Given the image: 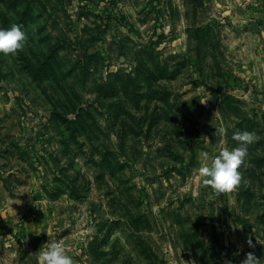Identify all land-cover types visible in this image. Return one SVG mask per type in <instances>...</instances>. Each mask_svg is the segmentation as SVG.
Wrapping results in <instances>:
<instances>
[{
    "label": "rangeland",
    "instance_id": "obj_1",
    "mask_svg": "<svg viewBox=\"0 0 264 264\" xmlns=\"http://www.w3.org/2000/svg\"><path fill=\"white\" fill-rule=\"evenodd\" d=\"M235 6L0 0L28 34L0 53V264L53 238L74 264H264V20ZM243 130L217 192L198 169Z\"/></svg>",
    "mask_w": 264,
    "mask_h": 264
},
{
    "label": "clouds",
    "instance_id": "obj_2",
    "mask_svg": "<svg viewBox=\"0 0 264 264\" xmlns=\"http://www.w3.org/2000/svg\"><path fill=\"white\" fill-rule=\"evenodd\" d=\"M28 42V34L23 25L12 23L10 27H0V53L8 55L23 49ZM256 133L248 130L237 131L233 134L238 142L234 148H223L211 158L209 163L199 167V174L204 177L203 183L210 185L217 192L232 190L241 181L239 166L248 153V146L254 141ZM207 157V153L204 154ZM46 249L36 257V264H74L73 257L66 253L65 247L55 238L48 240ZM254 246L251 239L247 241ZM227 264H231L228 261ZM240 264H261L253 252H247Z\"/></svg>",
    "mask_w": 264,
    "mask_h": 264
},
{
    "label": "crops",
    "instance_id": "obj_3",
    "mask_svg": "<svg viewBox=\"0 0 264 264\" xmlns=\"http://www.w3.org/2000/svg\"><path fill=\"white\" fill-rule=\"evenodd\" d=\"M235 2V7H237V10H240V5H251V9L248 12L249 16L251 18H258L264 20V0H233ZM227 2V0H225ZM224 8H227L226 5H224ZM236 10V9H234ZM228 11H224V15H226Z\"/></svg>",
    "mask_w": 264,
    "mask_h": 264
}]
</instances>
